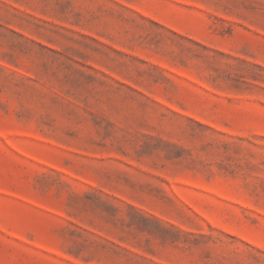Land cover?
Wrapping results in <instances>:
<instances>
[{"label":"rangeland","instance_id":"374dc122","mask_svg":"<svg viewBox=\"0 0 264 264\" xmlns=\"http://www.w3.org/2000/svg\"><path fill=\"white\" fill-rule=\"evenodd\" d=\"M0 264H264V0H0Z\"/></svg>","mask_w":264,"mask_h":264}]
</instances>
